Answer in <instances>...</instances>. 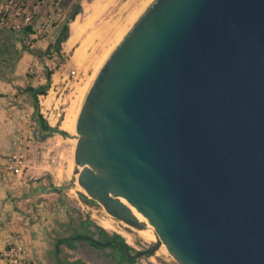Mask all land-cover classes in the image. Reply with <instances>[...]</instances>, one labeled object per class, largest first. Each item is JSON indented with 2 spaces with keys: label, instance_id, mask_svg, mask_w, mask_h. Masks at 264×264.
<instances>
[{
  "label": "water",
  "instance_id": "obj_1",
  "mask_svg": "<svg viewBox=\"0 0 264 264\" xmlns=\"http://www.w3.org/2000/svg\"><path fill=\"white\" fill-rule=\"evenodd\" d=\"M77 178L107 214L178 264H264V0H153L81 106ZM98 247L99 242L77 235Z\"/></svg>",
  "mask_w": 264,
  "mask_h": 264
},
{
  "label": "rangeland",
  "instance_id": "obj_2",
  "mask_svg": "<svg viewBox=\"0 0 264 264\" xmlns=\"http://www.w3.org/2000/svg\"><path fill=\"white\" fill-rule=\"evenodd\" d=\"M1 1L2 0H0V2ZM150 1L151 0H101L97 10L94 8L95 0L63 1L59 8L54 10L55 18L53 22L48 23L47 30L41 38L34 40L29 45L26 44L27 40L24 39V45L28 48L32 47L36 42H39V46L35 47V49L38 48V51L34 52L35 58L26 73L27 84L17 91L15 98L21 101H27L29 99L33 102L29 89L45 86V74L48 71L54 74V77H52L51 74L49 89L44 95L38 96L39 103L41 102L39 108L41 107L43 109V113L41 114L43 120L49 127L60 128L66 116L70 113L78 117L86 94L103 65L102 64L101 67L95 71L88 68L87 61L83 59L80 60L79 57L76 56V52L80 48L82 41L90 34L94 35L96 33H101L104 36L107 35V24H111L109 26H112L123 23V19L125 21L128 13H135L134 20L130 22L131 24L127 25L129 27H127V32L148 6ZM78 7H80L79 13L73 20H69V14L72 11H77ZM77 18H80V23H84L85 25L91 20V24L89 23L90 25L86 27L81 40L69 49L66 43L67 39L58 46V52H55L53 47L56 39L65 27H67L69 38L71 23ZM98 42L99 40L95 39L93 45L87 50L88 55ZM114 48L110 50V53ZM32 85H34V87ZM45 99H48L47 105L43 104ZM24 123L25 124L21 126L18 136L15 137L13 150L10 152L0 151V154L3 158L12 155L22 157L23 165L19 169V175H26L28 182V178L31 177V182L29 183H39L37 184L38 186H36L37 189L40 187V189L46 190L51 186H65L73 177L76 142L57 133H53L50 136L42 134L36 124L35 113L32 118H28V121L25 122L24 120ZM60 130L64 131L61 128ZM29 191L31 193L34 192V188H30ZM47 193H51V191ZM56 194L59 197L58 199L65 202L64 211L63 208L58 209L56 203L50 198H41L36 202L38 204L45 202L47 206L43 205L45 210L43 213L40 212L41 215L37 216L36 213L39 212L35 210L36 212L34 213L36 215H34L33 219H29L31 225H36L37 229L40 227V234L37 231L32 233L35 241L41 240L47 245L50 244L52 241L50 233L54 227L60 226V223H63L61 227L66 226L82 231V229H85L83 224L89 221H93L96 225L103 228L99 220L106 219L111 221L113 229L105 230L109 234L120 235L124 239V242L131 248L132 253L149 250L154 247L157 242L156 238L154 241L142 239L138 235L139 229L137 227L130 226L107 214L100 204L93 202L89 196L83 194L79 190L77 178H75L74 185L69 189L59 190V192H55L54 195ZM81 195L85 198H82ZM54 206L55 208L57 207L59 211L50 209L54 208ZM34 208L37 209L39 207ZM47 208H49V212L46 210ZM72 214L77 216V218L74 220L71 219ZM59 217L62 220L64 219L63 222L58 221ZM79 252H81V249H79ZM105 253L108 254L110 251H106ZM82 254H85L81 257L84 260L93 258L94 262L96 261L95 264H103L100 263V261L103 262V258L96 260L97 257L95 255L91 257V255L86 252ZM61 257L62 259L65 257L67 261V259L72 256L64 254ZM135 264L178 263L168 253L165 245L162 243L161 247L155 253L137 259Z\"/></svg>",
  "mask_w": 264,
  "mask_h": 264
},
{
  "label": "crops",
  "instance_id": "obj_3",
  "mask_svg": "<svg viewBox=\"0 0 264 264\" xmlns=\"http://www.w3.org/2000/svg\"><path fill=\"white\" fill-rule=\"evenodd\" d=\"M63 1L65 0H61V3ZM41 19H44L43 14L38 17L39 21ZM25 37V31L16 32L12 29L0 28V151L4 152L13 150V142L16 139L15 137L18 136L21 126L25 124L24 120L25 122L28 121V118H32L36 111L29 99L21 101L15 98L17 91L27 84L26 73L35 58L34 52L38 51V48L35 49V47L39 46V42H36L32 47H26L24 45ZM52 77H54V74H52ZM32 86L34 87V85ZM34 89L37 88L34 87ZM39 104L41 106V102ZM39 113H43L41 107ZM2 164H4V158L0 154V165ZM26 178V175L11 174L7 176L5 181L0 179V225L7 227L22 238L27 255L25 264H75L77 262L95 264L96 261L94 262L93 258H87L86 260L81 258L85 255L82 254L85 250L90 252L91 257L94 256V253L95 255L100 253L98 249L91 247L88 241L70 240L73 248L65 244L69 236L74 239V236H82L87 229L92 231V227L85 223L83 226L86 230L82 229V231L66 226H64L65 228L61 227L63 223H60V226L58 225L52 229L50 233L52 241L48 245L41 240H34L32 233L37 231L40 234V227L37 229L36 225H31L29 219H33L36 214L37 216L41 215L40 212L43 213L45 210L43 205L47 206L45 202H42V204L36 202L41 198H50L56 203L58 209L63 208V211L65 202L58 199V195H54L55 192L47 193L49 191H42L40 187L37 189L36 186L39 183H29L31 177L28 178L29 182ZM30 188H34V192L31 193ZM55 206L50 209L59 211ZM34 207L39 208L37 210ZM35 210L39 213L35 214ZM46 210L49 212V208ZM76 218L77 216L71 215V219ZM63 220L60 217L58 219L59 222H63ZM62 239H65L64 242L61 241ZM79 249H81V252H79ZM63 252L72 257L67 261L65 257L62 259ZM0 264H2L1 261Z\"/></svg>",
  "mask_w": 264,
  "mask_h": 264
},
{
  "label": "built area",
  "instance_id": "obj_4",
  "mask_svg": "<svg viewBox=\"0 0 264 264\" xmlns=\"http://www.w3.org/2000/svg\"><path fill=\"white\" fill-rule=\"evenodd\" d=\"M60 4L61 0H2L0 28L16 32L25 31L26 44L29 45L44 35L48 23L53 22L55 18L54 10H57ZM41 14L44 19L39 21ZM22 165V157H4V164L0 165V179L5 181L9 175L19 174ZM0 261L2 264H25L27 261L22 238L3 225H0Z\"/></svg>",
  "mask_w": 264,
  "mask_h": 264
},
{
  "label": "bare ground",
  "instance_id": "obj_5",
  "mask_svg": "<svg viewBox=\"0 0 264 264\" xmlns=\"http://www.w3.org/2000/svg\"><path fill=\"white\" fill-rule=\"evenodd\" d=\"M95 4H94V8L97 10L99 8V2L101 0H95ZM153 0L150 1V3L152 2ZM150 3L148 4V6L150 5ZM144 4V3H143ZM147 4V3H146ZM128 5V4H127ZM147 6V7H148ZM144 7V6H143ZM142 7V8H143ZM146 7V8H147ZM145 8V9H146ZM144 9V11H145ZM141 10V9H140ZM128 11V10H127ZM143 11V12H144ZM140 12V11H139ZM142 12V13H143ZM141 13V14H142ZM141 14L139 15V17L141 16ZM134 15L135 13H128V15L126 16L125 18V21L123 19V23H120V24H115V25H112V26H109L111 24H107L105 23L106 25V28H107V35H103L101 33H96V34H90L88 36H86V39L84 41H82V44L80 46V48L77 50L76 52V56L79 57L80 60H85L87 61L88 63V68H91L93 70H98L102 64H104V61H106V58L109 57L108 54L110 53V50H112V48H116V44L123 39V37L126 35V33L129 31L126 32L127 30V25L128 24H131L130 22L132 20H134ZM138 17V18H139ZM137 18V17H136ZM135 18V19H136ZM137 18V19H138ZM91 19V18H90ZM136 19V21H137ZM120 20V19H119ZM86 21V20H85ZM135 21V22H136ZM87 22V21H86ZM91 22V20H90ZM89 22V23H90ZM134 22V23H135ZM89 23H86V25L84 24H81L80 23V18H77L75 19L74 21H72L71 23V27H70V36L67 40V47L69 49H71L77 42H79L85 32V29L86 27H88L90 24ZM113 23V21H112ZM133 23V24H134ZM132 27V26H131ZM130 27V28H131ZM129 28V27H128ZM101 31V30H100ZM95 39H98L99 42L98 44L93 47L91 53L88 55L87 54V50L91 47V45H93ZM121 39V40H120ZM118 43V44H119ZM117 44V45H118ZM112 47V48H111ZM114 48V49H115ZM112 53V52H111ZM110 53V54H111ZM98 74V73H97ZM97 76V75H96ZM96 78V77H95ZM95 80V79H94ZM94 82V81H93ZM92 85V84H91ZM91 87V86H90ZM90 89V88H89ZM89 91V90H88ZM43 104L47 105L48 104V99H45ZM81 111V110H80ZM80 113V112H79ZM79 116V115H78ZM78 117H76V115H73L72 113H70L69 115L66 116L64 122L62 123V126H61V129L66 131L67 134H69L71 137H74L76 135V123H77V120ZM64 132V133H66ZM70 140H73L76 142L75 139L73 138H70ZM78 183V181H77ZM79 186V184H78ZM79 190L85 194L86 192L79 186ZM125 206H127L132 215L138 220V222L140 223H143L145 224L146 228L145 229H141L138 231V235L144 239V240H149V241H154L155 238H156V235H155V232H154V229L151 225H149L147 223V221L145 220V218L138 212L136 211L130 204H128L125 200L121 199V198H118ZM99 223L100 225L106 229V230H110V229H113V226H112V223L110 220H106V219H103V220H99ZM162 245V244H161Z\"/></svg>",
  "mask_w": 264,
  "mask_h": 264
},
{
  "label": "trees",
  "instance_id": "obj_6",
  "mask_svg": "<svg viewBox=\"0 0 264 264\" xmlns=\"http://www.w3.org/2000/svg\"><path fill=\"white\" fill-rule=\"evenodd\" d=\"M79 9L80 7H78L77 11H72L70 14H69V20H73L75 18V16L79 13ZM68 39V30H67V27H65L61 34L58 36V38L56 39L55 41V45H54V51L55 52H58V46L65 42L66 40ZM51 74L50 72H46L45 74V79H46V85L43 86V87H39L37 89H29V92L31 94V99H32V103H33V106L36 109L39 108V100H38V96L40 95H44L46 93V91L49 89L50 87V84H51ZM39 117H40V120H41V129L43 130H48L49 129V126L47 125V123L43 120L42 118V115L39 113ZM39 131H40V128L38 127ZM54 192H59L58 190L54 191ZM82 198H85L83 195H81ZM86 225H89L90 227H92V231L89 230V229H85V234L90 236L91 238H95L99 241H103V242H107V241H112V240H116V241H119L120 243H125L124 242V239L118 235V234H113L112 236H109V234L107 233V231L101 227H99L98 225H96L95 223H93L92 221H89L87 223H85ZM65 239H62L61 241L64 242ZM70 248H73L72 247V243L69 242V241H66V243ZM88 244H90L91 247H94L95 249H98L99 252H102L101 255H103L105 257V252L106 250H109V251H113V250H119L118 246L117 245H113V246H110V247H105L104 249H100L98 246H96L95 244L89 242ZM130 248V247H129ZM56 249H58L56 247ZM84 252V251H83ZM108 257V254L106 255ZM110 256V255H109ZM124 260H126L125 257H123ZM127 261V260H126ZM128 263L130 264H135V261H128ZM75 264H83V263H75Z\"/></svg>",
  "mask_w": 264,
  "mask_h": 264
},
{
  "label": "flooded vegetation",
  "instance_id": "obj_7",
  "mask_svg": "<svg viewBox=\"0 0 264 264\" xmlns=\"http://www.w3.org/2000/svg\"><path fill=\"white\" fill-rule=\"evenodd\" d=\"M108 233V232H107ZM109 234V233H108ZM113 234H109V236H112ZM82 236H87V237H90V236H88V235H86L85 234V232H84V234L82 235ZM75 237V236H74ZM71 238H73V237H68L67 239H68V241L70 242V240H71ZM93 239H95V238H93ZM95 240H97V239H95ZM83 241H86V240H83ZM97 241H99V240H97ZM89 242V241H88ZM99 242H103V241H99ZM107 242H114V244L113 245H117V244H115V242H119V241H116V240H112V241H107ZM104 243V242H103ZM113 245H111V246H113ZM118 246V245H117ZM100 249H104L105 247H99ZM119 248V247H118ZM144 251H146V250H144ZM87 253V254H90V252L89 251H84V253ZM139 252H142V251H138V252H136V253H132V250H131V248L129 249V255L130 256H135L137 253H139ZM102 254V252H100L99 254H96L95 255V253H94V255L97 257L96 259H98V260H100V259H102V261H103V264H130V263H128V261H136L137 259H127L126 257H125V255H124V252H123V250L122 249H120L119 248V250H113V251H110V253H108V257L106 256L107 254H105V257L103 256V255H101ZM110 255V256H109ZM123 257H125L126 258V260H124L123 259ZM143 257V256H142ZM141 258V257H140ZM139 259V258H138ZM101 262V261H100Z\"/></svg>",
  "mask_w": 264,
  "mask_h": 264
}]
</instances>
